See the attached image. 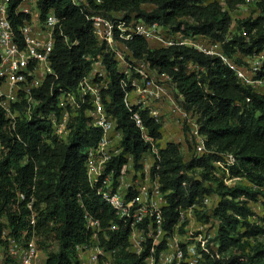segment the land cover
<instances>
[{"label": "trees", "instance_id": "16d2710c", "mask_svg": "<svg viewBox=\"0 0 264 264\" xmlns=\"http://www.w3.org/2000/svg\"><path fill=\"white\" fill-rule=\"evenodd\" d=\"M22 1L9 3L16 30L30 18L29 14L17 10ZM86 1L87 4L79 5L74 0H39L42 22L51 11L61 19L51 56L54 73L48 74L43 84L33 90L36 105L29 117L26 99L12 104V111L18 113L14 119L8 117L0 104V219L7 217L15 229L24 226L29 213L26 202L34 197L40 235L55 240L59 247L57 252L48 253L46 264H80L76 246L91 242V231L86 227L88 213L101 222L100 244L106 250H116L113 264H142L150 247L141 256L128 250L129 227L118 219L115 210L88 179V150L97 147L103 137V130L87 116L90 103L72 109L68 123L70 134L66 139L55 133L50 119L51 113L59 109L61 91H75L100 61L110 80L103 92L105 107L123 132V150L112 159L108 170L118 177L129 156L139 169L143 155L162 138V123L150 116L147 106L127 105L126 94L134 89L132 77L128 79L120 70L115 53L99 43L88 16L124 12L127 18L133 14L147 23L169 26L186 35L225 41L235 22L233 13L245 0H224L226 9L219 0ZM144 4H154L155 8L147 11ZM260 6L264 10V2ZM240 20L242 33L225 42L224 51L242 63L234 57L237 51L245 54L264 51V15ZM126 44L136 60L145 62L159 74L172 77L183 96L182 105L198 115L199 132L206 137V148L211 151L201 157L194 156L187 163L180 144L168 143L161 149L152 177L158 178L162 192L169 199L163 210L165 227L172 229L181 210L200 206L206 196L217 194L221 200L213 214L219 221V250L212 251V255L205 253L201 264H264V248H254L248 254L242 243L244 237L264 232L262 225L255 222L258 214L250 205L257 202L264 206V94L241 81L220 56L190 46L152 48L142 36H135ZM189 61L203 70L199 74L190 71ZM263 75L264 65L257 77ZM136 114L152 140L143 138ZM226 154L236 158L231 175L246 177L252 185L230 186L218 177L214 162ZM19 193L26 198L19 201ZM115 223H119V228L111 229ZM3 228L0 224V235ZM241 228L245 231L241 232ZM41 242L45 244V240ZM233 246L240 248V255L218 256Z\"/></svg>", "mask_w": 264, "mask_h": 264}, {"label": "built area", "instance_id": "2783aa9c", "mask_svg": "<svg viewBox=\"0 0 264 264\" xmlns=\"http://www.w3.org/2000/svg\"><path fill=\"white\" fill-rule=\"evenodd\" d=\"M10 1L0 0V104L6 109L8 117L14 119L18 113L12 111V104L26 99L29 103L27 113L29 117L35 106L33 105V90L43 84L48 74L54 73L51 56L55 46L56 30L60 28L61 19L54 11H51L45 22H42L39 0H23L17 10L29 14L30 18H26L16 30L9 13ZM74 1L79 5L87 4L86 0ZM96 1L102 2L101 0ZM219 1L226 9L225 1ZM262 2L264 0H245L233 13L234 19H243L249 10H252L249 16L264 15V10L260 6ZM121 13L123 12H113L111 15L93 13L88 16L92 22V31L99 43L105 44L107 51L115 53L119 66H122L125 61L119 52V47H125L132 55L126 41L135 36H142L150 43L156 42L159 46H190L206 54L220 56L236 71L241 81L257 91L264 88V75L257 77L264 65L261 59L264 57V51L254 54L237 51V56L243 61L240 63L229 57L224 51L223 45L228 39L214 41L202 35H186L183 31H176L172 27L159 23L150 24L141 18H136L133 14L127 18L126 15L121 16ZM201 36L205 38L206 43L194 40ZM21 40L24 42L23 44H21ZM132 67L141 75L143 84H140L137 79H133L134 89L132 91H138L141 99L140 103H130L129 97L132 91L128 92L125 97L127 105L129 107L138 104L147 106L150 116L162 123L159 111L149 103L151 100H162L167 94L166 87L151 76L153 70L145 62ZM187 67L197 74L203 70L193 61H189ZM120 70L128 79L131 78L129 68ZM157 75L161 80L173 83L169 74L157 73ZM123 82L125 83V80ZM109 83L110 80L104 68L100 76L92 71L88 76L83 77L75 91L62 90L58 102L59 109L50 115L55 133L60 138L66 139L70 134L68 123L71 118L67 108L77 110L84 103H90L87 116L92 119V123L96 127L103 130V137L97 147L88 150V179L102 199L115 210L118 219L129 227L128 250L141 256L147 247H150L142 264H201L203 260L205 261V253L211 254L206 242L202 241L207 238L202 234L194 236L188 231H186V235L180 232L183 224L187 222L188 214L198 206L194 205L187 210H181L179 220L172 229L169 230L165 227L163 210L168 206L169 199L162 192L158 178L152 177L154 165L149 167L143 162L150 151L145 153L139 161L141 165L139 169L135 168L134 160L129 156V162L123 166L121 175L115 177L114 172L108 170L112 159L123 150V132L117 128L116 118L107 112L103 100V92L108 88ZM173 86L176 88L174 83ZM173 103L174 115L176 114L182 122H188V126H190L194 141L192 143L194 156L201 157L210 153L211 151L206 148V137L199 132L198 115L188 111L182 104L178 105L175 101ZM135 118L137 124L142 128L143 138L152 140L138 114L135 115ZM154 146L155 143L152 151L158 152ZM157 157H159L158 153ZM222 161L227 166L225 169L231 175L229 168L231 169V166L235 165V156L226 154L222 160L214 162V166L221 164ZM131 168H133L132 173H128ZM215 173L225 184L235 185L231 182L235 181L237 177L222 176L217 171ZM25 198V194L19 193V201ZM34 200L35 198L32 197L26 202L29 213L24 226L15 229L10 225L7 217L4 216L0 219V224L4 227L0 235L2 241L0 243L2 249L0 258L5 261V264H46L47 256L42 258L39 246L41 235L38 226V211L34 207ZM220 200L221 198L217 194L204 198L202 205L204 209L209 210L207 211L209 221L215 220L216 223H219L213 213L219 206ZM206 225L203 224L202 227ZM86 227L91 231V242L76 246L79 263L113 264L116 250H106L100 244L99 233L102 226L99 219L87 213ZM118 228L119 223L111 226V229ZM187 229L188 227H186ZM104 237L108 239L107 235ZM189 239L195 241H189ZM158 246H161L159 250Z\"/></svg>", "mask_w": 264, "mask_h": 264}, {"label": "rangeland", "instance_id": "374dc122", "mask_svg": "<svg viewBox=\"0 0 264 264\" xmlns=\"http://www.w3.org/2000/svg\"><path fill=\"white\" fill-rule=\"evenodd\" d=\"M147 11H151L152 9L155 8L154 4H149L145 5L144 7ZM252 10H249L248 13L244 16L243 19L250 17L249 14H251ZM125 15V13H121V16ZM240 19L242 18H237L235 22H233L231 26V31L228 35V40H230L232 37L235 35H238L242 33V30L240 28L241 23ZM190 21L192 19L189 18ZM194 40H197L202 43H206L205 38L198 37L195 38ZM152 48H157L156 42L150 43ZM224 46V45H223ZM119 52L122 54L123 58L125 59L124 63L122 66H119L120 69L125 70L126 68H129L130 70V75L133 78L137 79L140 84H143V79L140 74H138L137 70L134 69L132 66H136L137 64H140L141 61L139 62L136 60L126 49L125 47H119ZM235 58H239L237 54L234 55ZM261 58V57H260ZM263 63H264V57L261 58ZM133 69H132V68ZM104 69L103 65L99 62H97L94 65L93 73L97 74L100 76V73H102V70ZM140 75V76H138ZM151 76L156 78L159 83L164 84L166 87V96L162 100H151L149 105H154L157 110L159 111L161 115V121L163 123V127L161 129L162 132V139L157 142H155V150L158 152L150 151L145 159L143 160L144 164H147L149 167H152L155 163V160L157 158V153L159 154L161 149L166 146L168 143H178L181 146V152L184 156V160L189 163L190 160L194 157L193 153V148H192V143L194 142L192 139L191 135V129L190 126H188V122L184 121L182 122L180 119H178V116L176 114L174 115L173 112V105L174 101L179 105L182 104L183 101V96L178 93L176 88L173 86V83L166 81V80H161L160 77L157 75V73L153 70L151 72ZM258 91L262 94H264V88L258 89ZM140 96L138 91H132L129 97L130 103H140ZM33 105H36V102L33 103ZM143 105V104H142ZM67 111H69L70 117L74 110L72 108H67ZM174 120H173V119ZM2 149V148H1ZM0 149V150H1ZM227 167L225 163L222 161L221 164L215 166V171L219 173L222 176H227L231 177L232 175H229L228 170L225 169ZM133 168L128 173H132ZM229 171L231 169L229 168ZM128 177V176H127ZM130 177V175H129ZM237 183H243L247 185H252V183L246 178V177H237V179L231 184H237ZM250 205L254 208L256 213L258 214L257 217L254 218L255 222L258 224L262 225L263 231H264V221L262 220V216H264V206L261 203L257 202H251ZM207 211L203 208V205L198 206L197 208H194L189 214L187 218V222L183 224L182 229L180 230L181 234L186 235V231L189 233H192L194 236L195 235H200L202 234L204 237L207 239H204L202 241H205L207 244V247H209L210 252L212 251L217 252L219 250V242L217 240V233H218V224L216 223L215 220L209 221L207 220ZM206 213V214H205ZM207 223H204L206 222ZM203 224H207L206 226L202 227ZM186 227L188 229L186 230ZM241 232H244L245 229L241 228ZM211 235V237H209ZM45 240V244H42L41 241ZM189 241H195L194 239H189ZM245 241V242H244ZM0 243L2 241L0 240ZM242 243L244 245V250L246 253H253L254 248H264V232L261 233L260 235L257 236H251L250 238L244 237L242 240ZM39 246L41 249V256L44 258L45 256H48V253L50 252H57L59 250L58 244L56 243L55 240H52L51 238H45L44 236L41 235V239L39 242ZM0 251H2L1 246H0ZM241 250L237 246H233L229 248L228 250L218 253V256L220 258L224 257H230L232 254L240 255ZM0 264H5V261L0 258Z\"/></svg>", "mask_w": 264, "mask_h": 264}, {"label": "crops", "instance_id": "0c3cea01", "mask_svg": "<svg viewBox=\"0 0 264 264\" xmlns=\"http://www.w3.org/2000/svg\"><path fill=\"white\" fill-rule=\"evenodd\" d=\"M145 5H149V4H144L143 7H145Z\"/></svg>", "mask_w": 264, "mask_h": 264}]
</instances>
